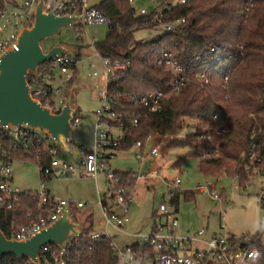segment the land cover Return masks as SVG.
I'll use <instances>...</instances> for the list:
<instances>
[{
    "label": "trees",
    "instance_id": "16d2710c",
    "mask_svg": "<svg viewBox=\"0 0 264 264\" xmlns=\"http://www.w3.org/2000/svg\"><path fill=\"white\" fill-rule=\"evenodd\" d=\"M2 6L0 0V9ZM78 7H82L81 2ZM95 7L110 18L105 40L95 42V47L103 56L130 61L125 76L110 80L108 92L119 101L120 109L125 107L126 111L139 115L140 120L139 125L134 126L131 116L124 119L127 126L124 143L114 150H129L137 142L145 148L154 133L160 137L171 136L174 138L171 146L195 147L191 154L201 159L200 168L205 176L219 178L225 168V174L239 175V187L246 188L257 175L248 160L252 144L257 145L259 165L264 171V0H187L165 11L163 17L164 21L184 18L185 22L173 31L159 32L147 40L138 39L137 33L158 31L157 24L152 15H137L130 0H101ZM165 51L174 52L191 77L177 93L171 91L174 75L157 64ZM79 56L80 53L76 60ZM46 66L43 64L40 71ZM202 74L209 83L204 82ZM226 76L227 89L223 86ZM34 77L28 75L31 85ZM77 79L78 70L69 82L68 95ZM160 90L166 92L160 111L149 112L134 106L130 100L132 94L140 96ZM216 114L224 118V122L215 121ZM193 119L194 124L189 122ZM218 127L224 132L219 133ZM184 128L190 130L183 138H177ZM206 129L212 131V139L200 140L199 135ZM214 148H219L223 155L202 158L206 151ZM14 159L35 161L42 166L48 165L52 156L15 155ZM115 173L121 185L134 189V171ZM172 201L178 204V193H174ZM34 205L31 195L23 194L11 209H0V227L9 238L13 221L25 223ZM261 205L264 207V202ZM86 218L88 232L93 213H87ZM237 242L243 247L259 249L260 256L253 264H264V242L259 233L246 241L231 238L232 245ZM27 260L6 255L0 264H26ZM72 264H118V261L111 241H81L74 249Z\"/></svg>",
    "mask_w": 264,
    "mask_h": 264
},
{
    "label": "built area",
    "instance_id": "2783aa9c",
    "mask_svg": "<svg viewBox=\"0 0 264 264\" xmlns=\"http://www.w3.org/2000/svg\"><path fill=\"white\" fill-rule=\"evenodd\" d=\"M37 0H26L23 4L10 3L2 0L3 6L0 9V59L8 48L18 49V39L21 29L31 26L35 20ZM82 7H78V3ZM133 4L135 0H130ZM187 0H162L163 8L152 11L142 8H135L137 15H152L153 21L157 24L160 33H166L176 29L185 19H175L164 21V12L172 9L176 5L185 4ZM57 8L59 15L72 14L77 9L81 11V25L88 26L110 22V18L96 7H88L87 0H49L46 2V11ZM83 33V32H80ZM147 40V39H143ZM93 45L95 55L99 58L103 67V72L94 70L93 76L101 77L105 85L100 90L98 98L102 102L101 108L97 112V121L94 127V141L91 149L81 147L82 168H77L72 163L61 160L58 154L62 149L55 139L45 130L34 128L28 124H18L11 126L0 120V209H11L20 200L21 195H31L35 200V205L27 213L26 222L20 223L16 219L11 226L12 239L26 240L36 233L52 225L70 206L71 200L57 197L50 188L53 178L60 176L76 175L82 173L97 179L100 171H107L108 190L105 193L98 191L99 205L105 219L106 227L113 228L118 232L137 238L133 244L119 245L114 242L113 236L106 233L87 232L86 230L77 236L66 248L57 245H45L40 251L41 264H72L74 249L81 241H111V248L118 264H220L228 261L232 248L231 237L227 235H214L210 239H204V229L193 234L184 235L179 232L180 221L177 215L176 206L173 202L161 204L154 213L153 227L148 232H127L125 226L130 222L129 211L134 198V189H127L121 185V180L116 176L115 170L104 169V163L113 156L108 150L120 147L124 143L127 133L125 118L131 116L134 126L140 123L139 115L126 111L125 107L120 109L119 101L108 92V85L111 79L118 75L125 76L130 66V61L112 59L103 56L95 47V41L90 40ZM47 66L32 79L31 92L38 101L48 106L55 113H60L66 105L68 99V85L74 79L78 60L75 56H57L45 63ZM157 64L173 75L171 91L179 92L189 81L190 75L186 73V68L181 65L177 56L172 51H165L157 60ZM91 66L95 64L91 62ZM31 75V74H29ZM204 82L209 83V79L204 74ZM76 85V84H75ZM223 86L229 88L228 77H225ZM166 92L163 90L151 92L145 95H130L132 104L136 107L146 108L149 112L162 110ZM228 96V95H226ZM215 121L224 122V118L214 115ZM72 125L77 128L81 125V118L76 114L72 120ZM219 133L224 129L217 128ZM200 140L209 141L212 139V131L204 130L199 135ZM133 147H142L141 142H137ZM256 144H252L248 154L250 167L256 174L264 171L260 167L261 158L256 152ZM111 151V150H110ZM161 150L156 144L149 154L151 156L160 155ZM20 155L26 158H34L51 155L52 159L48 165L41 166L43 175L42 185L39 191H21L13 187V166L14 156ZM222 152L219 148L206 151L202 158L220 157ZM138 157L144 158L139 154ZM148 173L142 171L134 173L136 182L140 179H147ZM235 186H239V175L234 177ZM180 177L168 179L170 187L179 186ZM216 200H223V196L214 189L215 185L208 183L201 185ZM172 194V193H171ZM260 203L264 202L263 194L259 195ZM78 207H83L84 203L78 202ZM260 256L257 248L243 247L237 254L235 264H253ZM26 264H33L29 259Z\"/></svg>",
    "mask_w": 264,
    "mask_h": 264
},
{
    "label": "rangeland",
    "instance_id": "374dc122",
    "mask_svg": "<svg viewBox=\"0 0 264 264\" xmlns=\"http://www.w3.org/2000/svg\"><path fill=\"white\" fill-rule=\"evenodd\" d=\"M8 1L13 4L14 2L23 4L26 0ZM100 2L101 0H87V6L95 7ZM133 6L138 10L145 8L149 11L163 8L162 0H135ZM108 32V23L82 26L81 28L69 26L62 28L59 34L42 42L46 51L55 45L63 43L72 48L75 53H80L77 65L78 79L76 81L77 88L74 92V105L78 116L81 118V125L75 128L73 141L69 144L70 151L61 149L58 154L59 159L66 160L77 168H82L80 164L82 155L78 147L84 145L88 150L93 147L97 112L102 106L98 96L100 90L105 87L101 77L93 76L94 70L102 73L103 67L99 58L95 55L90 40L95 42L103 41ZM157 33H159L157 30L140 31L137 33V38H152ZM91 62L95 64V67L91 66ZM189 122L194 124L196 120L193 119ZM188 130L190 129L184 128L177 135V138H183ZM173 139L171 136L160 137L157 133L152 134L146 142L145 149L150 152L159 143L161 153L156 157H148L145 162H141V158H137V153L140 151L139 147H132L124 151L110 149L114 156L103 164L106 170L146 172L153 160L156 161L159 167L157 173H159L160 178L157 183H154L155 185L150 184L149 186L146 183L145 187L144 180L137 182L133 191L137 198H135L132 209L130 208V222L125 226V231L148 233L150 230L142 227V224L138 222L139 217L150 211L152 207L159 208L161 204L173 202L171 193L177 192L179 195L178 218L180 223H187L193 220L195 224V222L199 221L204 227L208 226L210 232H216L219 236L227 235L235 241H246L259 233L264 242V207H262L259 200V195L263 194L264 196V172L255 175L246 188L235 186L234 178L225 174V168L221 171L223 174L221 177H207L201 171V159L191 154L195 147L188 144L171 146L170 142ZM177 162L179 164L175 166ZM106 172L104 170L100 171L98 180L82 173L74 176L55 177L50 183V188L57 197L70 198L73 201L71 203L72 210L86 227L89 224L86 218L87 213H93L92 227L88 230L89 233L108 232L113 236L115 243L119 245L130 244L137 241V238L106 227L99 205L98 194V191L105 193L108 190ZM165 177H171L172 179L180 177L181 182L177 186L179 188L170 187ZM42 178L43 175L39 163L15 160L12 179L13 187L21 191H39L42 185ZM208 183H216V190L224 197L223 200H216L211 194L199 191L195 192L193 199L186 192ZM138 188L139 193L135 194ZM141 200L142 205L139 208L136 207L138 203H141ZM78 202L84 203V206L78 207ZM134 209L136 210L135 212ZM191 226L192 224L189 223L188 228ZM193 227L196 228V226ZM195 231L197 230H192V232Z\"/></svg>",
    "mask_w": 264,
    "mask_h": 264
},
{
    "label": "water",
    "instance_id": "95a60500",
    "mask_svg": "<svg viewBox=\"0 0 264 264\" xmlns=\"http://www.w3.org/2000/svg\"><path fill=\"white\" fill-rule=\"evenodd\" d=\"M47 0L36 1L35 20L31 26L21 29L18 49L8 48L0 59V120L11 126L28 124L45 130L63 150L69 151L75 128L72 120L77 114L74 105V92L71 90L66 105L60 113H55L48 106L34 98L29 74H37L40 67L57 56H78L66 44H58L48 51L42 42L59 34L64 27L80 26L81 11L59 15L57 8L46 11ZM87 229L86 225L68 206L63 214L49 227L26 240L9 238L0 227V263L6 255H13L19 260L29 259L33 264H41L40 251L48 244L66 248L77 236ZM242 245L235 243L228 261L220 264H235Z\"/></svg>",
    "mask_w": 264,
    "mask_h": 264
},
{
    "label": "crops",
    "instance_id": "0c3cea01",
    "mask_svg": "<svg viewBox=\"0 0 264 264\" xmlns=\"http://www.w3.org/2000/svg\"><path fill=\"white\" fill-rule=\"evenodd\" d=\"M14 3H16V2H14ZM143 39H147V38H143ZM171 143V142H170ZM157 144H159V143H157ZM171 145V144H170ZM82 146H84V145H82ZM81 146V147H82ZM69 147H70V145H69ZM81 147H78L79 149H80V151H81ZM70 151V150H69ZM108 153H111V151L110 150H108ZM139 154H142V155H144V158L143 159H141V162H145V161H147L146 159L148 158V157H150L151 155L149 154V152H147L146 151V149L145 148H140V151L137 153V158H140V157H138V155ZM114 156V155H113ZM111 158V157H110ZM109 158V159H110ZM109 159H108V161H109ZM107 161V162H108ZM175 166H178V164H176ZM158 164L156 163V161L155 160H153L152 162H151V166H150V168L146 171V172H144V171H142V172H144V173H148L149 174V176H148V178L147 179H140V180H144V185L147 183L149 186H150V184H154V183H157V180L160 178L159 177V173H157V171H158ZM81 169V168H80ZM115 171H121V170H115ZM127 171H129V170H127ZM133 171V170H132ZM123 172H126V171H123ZM135 173H137V172H135ZM98 176H99V174H98ZM98 176H97V179L96 180H98ZM168 179H172L171 177H165V180L167 181V183H168ZM140 180H138V181H140ZM137 181V182H138ZM137 182H136V184H137ZM212 184H214L215 185V187H214V189H216V183H212ZM155 185V184H154ZM136 186V185H135ZM145 187H146V185H145ZM179 188V187H178ZM134 189H135V187H134ZM196 191H199V192H203V193H209L210 194V192H208L205 188H203L201 185L199 186V187H197L196 189H194V190H187L186 192H187V194L188 195H190V196H192V198L195 196V192ZM137 193H135V194H138L139 193V188L137 189V191H136ZM175 193V192H174ZM174 193H172V196H174ZM177 193V192H176ZM138 196V195H137ZM135 198H137V197H135V195H134V198H133V201H132V204H131V209H132V206H133V204L135 203ZM70 199V198H69ZM194 199V198H193ZM71 200V199H70ZM73 201L71 200V203H72ZM175 204V203H174ZM142 205V200H141V203H138V205H136V207H140ZM175 206H176V211H177V215H178V213H179V202H178V204L176 205L175 204ZM135 208V207H134ZM141 209V208H140ZM136 210H138L137 208H136ZM135 209H134V212L136 211ZM158 210V208H155V207H152L151 208V210L150 211H147L146 213H144V215L142 216V217H139V219H138V222L139 223H141L142 224V227H145V228H148L149 230H151L152 229V227H153V217H154V213L156 212ZM140 212V211H139ZM189 223H191L192 224V226L190 227V228H188L189 227ZM202 224L199 222V221H197V222H195V224H194V221L193 220H190V222H187V223H180V226H179V232L181 233V234H184V235H189V234H193V233H195V232H197V231H199V230H201V229H204L205 230V233H204V235H203V238L204 239H210L211 237H213L214 235H217L216 234V232H210V229H209V227L208 226H206V227H204L203 225L201 226ZM193 226H196V228H194ZM193 227V228H192ZM197 230V231H195V232H192V230ZM136 241H134V242H132V243H130V244H133V243H135ZM127 245V244H126Z\"/></svg>",
    "mask_w": 264,
    "mask_h": 264
}]
</instances>
